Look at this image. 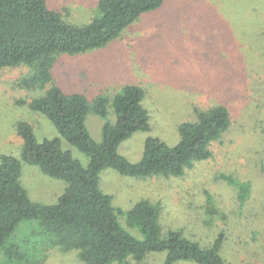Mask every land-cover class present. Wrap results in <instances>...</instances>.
I'll list each match as a JSON object with an SVG mask.
<instances>
[{
  "label": "rangeland",
  "instance_id": "1",
  "mask_svg": "<svg viewBox=\"0 0 264 264\" xmlns=\"http://www.w3.org/2000/svg\"><path fill=\"white\" fill-rule=\"evenodd\" d=\"M97 1L47 3L65 20L83 24L94 15ZM263 53L264 0H165L139 15L105 46L56 56L52 82L65 93H83L90 102L100 93L112 99L127 84L142 89L150 127L133 132L117 149L132 162L142 157L149 136L176 144L179 125L194 121L196 108L215 104L228 108L230 126L211 143V156L195 161L181 176L136 178L110 167L101 170L99 186L112 196L113 206L126 212L143 198L159 202L163 231L181 229L201 246L218 239L219 255L227 264H264ZM28 72L25 65L0 68V155L20 159L22 138L16 122L25 120L38 140L59 137L62 148L87 165V155L62 139L44 114L28 107L44 92L17 85ZM106 119L114 122L110 107ZM103 122L92 111L86 116V127L96 141L101 140ZM19 179L32 200L45 204L54 203L66 185L23 161ZM118 220L141 237L135 227L127 226L125 215H118ZM33 224L22 221L17 235L28 234ZM39 256L40 264H83L75 251L43 249ZM164 260V251H154L138 262L129 259L128 264ZM0 264H4L1 253Z\"/></svg>",
  "mask_w": 264,
  "mask_h": 264
},
{
  "label": "trees",
  "instance_id": "2",
  "mask_svg": "<svg viewBox=\"0 0 264 264\" xmlns=\"http://www.w3.org/2000/svg\"><path fill=\"white\" fill-rule=\"evenodd\" d=\"M164 1L98 0L91 19L76 24L65 20L47 0H0V68H29L17 85L44 92L32 98L28 107L44 114L60 137L89 159L84 166L70 150L62 148L59 137L38 140L29 122H16L22 138L20 159L0 155V253L4 264H40L39 254L52 248L75 251L83 264H128L129 259L138 262L154 251L165 252L163 264H227L219 255L218 239L212 245L201 246L181 229L163 231L159 202L143 198L126 212L117 209L112 196L100 188L99 174L110 167L136 178L183 175L195 161L211 156V143L230 126L228 108L223 104L196 108V119L179 125L176 144L149 136L142 157L132 162L117 149L133 132L150 127L142 89L127 84L112 99L100 93L89 102L85 94L65 93L52 82L51 69L59 53H84L103 47L139 15L158 8ZM109 107L114 122L106 119ZM90 111L104 119L100 141L94 140L86 127ZM21 161L65 181L54 203L29 197L19 179ZM118 215H125L127 226L135 227L141 237L132 235L119 222ZM24 220L36 224L28 234L18 236L20 231L16 230Z\"/></svg>",
  "mask_w": 264,
  "mask_h": 264
}]
</instances>
